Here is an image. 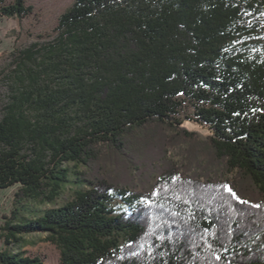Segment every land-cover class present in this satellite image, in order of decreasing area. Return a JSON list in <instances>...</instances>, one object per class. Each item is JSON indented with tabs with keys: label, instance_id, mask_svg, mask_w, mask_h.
Instances as JSON below:
<instances>
[{
	"label": "trees",
	"instance_id": "trees-1",
	"mask_svg": "<svg viewBox=\"0 0 264 264\" xmlns=\"http://www.w3.org/2000/svg\"><path fill=\"white\" fill-rule=\"evenodd\" d=\"M30 12L0 0V18ZM263 13L264 0H74L20 52L0 118V189L17 186L0 264H45L21 250L37 233L60 264H264V43L250 40ZM181 97L234 182L164 160L168 131L194 139ZM156 157L153 189L125 183Z\"/></svg>",
	"mask_w": 264,
	"mask_h": 264
},
{
	"label": "rangeland",
	"instance_id": "rangeland-1",
	"mask_svg": "<svg viewBox=\"0 0 264 264\" xmlns=\"http://www.w3.org/2000/svg\"><path fill=\"white\" fill-rule=\"evenodd\" d=\"M74 0H25V4L31 7V12L23 17L0 18V118L3 108L11 100V95L19 87L16 71L21 63L20 52L33 44H43L55 34L59 16L73 3ZM12 0H5V4ZM257 28L252 32L250 40L264 43V13L256 24ZM195 104L181 97L178 117L182 119V127L193 133L194 139H187L178 134V131H168L166 145L164 146V160L173 163L179 171L186 175H193L200 179H216L234 182V173L229 172L222 164H218L211 156L206 141L209 134L205 126L191 122L188 118L194 117ZM154 151V148L149 149ZM159 154L158 150L154 152ZM160 157V156H159ZM163 160V161H164ZM120 163V160H118ZM112 158L104 163L102 172L105 174H117L116 165ZM121 164V163H120ZM162 161L156 157V161L149 167L145 163L139 164L136 170L131 172V179L126 180L136 192H147L153 189L158 175V167ZM106 171V172H105ZM74 183H69L64 189L65 198L70 199ZM17 186L0 189V224L4 215H8L12 207L13 194ZM126 195H130L127 193ZM62 203L61 201L57 202ZM58 204L37 205L35 210L51 208ZM113 206L117 211L126 208L125 202L116 197ZM2 240L0 239V247ZM27 255H39L45 264H60L58 248L46 240L44 234H31L24 237L21 248Z\"/></svg>",
	"mask_w": 264,
	"mask_h": 264
},
{
	"label": "snow or ice",
	"instance_id": "snow-or-ice-1",
	"mask_svg": "<svg viewBox=\"0 0 264 264\" xmlns=\"http://www.w3.org/2000/svg\"><path fill=\"white\" fill-rule=\"evenodd\" d=\"M230 191V190H229Z\"/></svg>",
	"mask_w": 264,
	"mask_h": 264
}]
</instances>
